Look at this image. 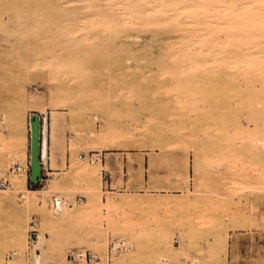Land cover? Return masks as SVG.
Here are the masks:
<instances>
[{"label":"rangeland","instance_id":"obj_1","mask_svg":"<svg viewBox=\"0 0 264 264\" xmlns=\"http://www.w3.org/2000/svg\"><path fill=\"white\" fill-rule=\"evenodd\" d=\"M33 109L48 148L27 203ZM5 173L0 264H264V0H0Z\"/></svg>","mask_w":264,"mask_h":264},{"label":"built area","instance_id":"obj_2","mask_svg":"<svg viewBox=\"0 0 264 264\" xmlns=\"http://www.w3.org/2000/svg\"><path fill=\"white\" fill-rule=\"evenodd\" d=\"M40 118H41V126H40V130H41V135H42V139L44 142V136H45V121L47 120V114L43 113V112H39ZM95 118L97 119L98 117L95 116ZM82 156V155H81ZM45 158L43 155V152H40V159L42 162V167L43 170L45 169ZM90 158L98 160L99 158H102V154L95 150L92 153H90ZM12 170L16 171V172H22L23 170H25L27 173L29 172V164H27L26 166H24L23 164L19 163V162H15L12 166ZM104 172L102 173V178H105L106 182H108V180H110V183H112V179H111V175L110 172L107 169L103 170ZM44 176V175H43ZM43 179V178H42ZM12 181L9 177V175L7 173L0 175V188L3 187H7L9 185H11ZM33 182H30V186H33ZM84 200V196L83 195H76L74 198L72 197H66L60 194H54L52 196L51 199V204L56 208H61L64 206H70L76 203H81ZM126 241L122 240V239H116L112 246L111 249L109 250V254H108V260H110L113 255H118L120 253V251L124 248H126ZM88 252L85 253V255L87 254V256L89 255L90 260H94L97 259L98 256L97 254L93 253L91 250H87Z\"/></svg>","mask_w":264,"mask_h":264},{"label":"bare ground","instance_id":"obj_3","mask_svg":"<svg viewBox=\"0 0 264 264\" xmlns=\"http://www.w3.org/2000/svg\"><path fill=\"white\" fill-rule=\"evenodd\" d=\"M44 109V108H43ZM44 125H45V136H44V142H43V139H42V135H41V130H40V152L42 153L43 152V155H44V157H46L47 156V148H46V145H47V135H48V123H47V120L45 121V123H44ZM30 126H31V124H30ZM40 126H41V122H40ZM93 135H95V134H93ZM98 137H99V135H97ZM101 139V138H100ZM98 141H100V140H98ZM181 163H182V167H183V164H184V171H185V174L186 175H188V173H189V163H188V159H185L184 160V163H183V161H181ZM27 164H29V171H30V161H29V163H27ZM177 168V167H176ZM173 172L175 171V166H173ZM22 172H24V173H22V175H21V177L20 178H18V180H17V184H16V186H15V190L17 191L18 189L20 190H23V191H26L27 193H28V195H25L24 197H25V201L27 202V203H31V202H33V201H35V197H34V195L36 196V194H33L32 195V193L31 192H35V191H37V190H29V189H26L25 188V183H26V176H27V172L25 171V170H23ZM11 185H12V183H11ZM186 187H188V184H186ZM2 191V190H1ZM38 197H39V195H37ZM39 198H41V197H39ZM63 208L64 207H61V208H58V209H56L58 212L59 211H63ZM18 233H19V226H18V223H16V224H14L13 225V229L9 232V235H12L13 236V238H15L14 236L15 235H18ZM14 240V239H13ZM43 241L44 240V237L41 235V236H39L38 237V239H37V243H36V249H39L40 247H38V241ZM40 254L41 253H38V252H36L35 253V263L36 264H41V256H40ZM78 257H84V259L86 258L85 257V252L84 253H79L77 256H76V259L78 258ZM32 263H34V262H32ZM11 264H16V261H12L11 262Z\"/></svg>","mask_w":264,"mask_h":264},{"label":"water","instance_id":"obj_4","mask_svg":"<svg viewBox=\"0 0 264 264\" xmlns=\"http://www.w3.org/2000/svg\"><path fill=\"white\" fill-rule=\"evenodd\" d=\"M40 115L30 116V171L31 182L38 184L43 178V167L40 159Z\"/></svg>","mask_w":264,"mask_h":264},{"label":"crops","instance_id":"obj_5","mask_svg":"<svg viewBox=\"0 0 264 264\" xmlns=\"http://www.w3.org/2000/svg\"><path fill=\"white\" fill-rule=\"evenodd\" d=\"M39 112H40L39 110H36V109L34 110L33 109L32 111H30V112L27 113L26 119H30V116L31 115H33L34 113H39ZM46 148H48V135H47V145H46ZM117 159H119L118 156H116V154H114V155H111L110 156L109 160L107 159V157L106 158L103 157L102 158V162H103V164L109 163L110 167L113 170H115L116 172H118L119 171V167H118L117 162H116ZM138 160H140L143 163L144 168H145V171L143 172V179L145 181V184L146 183L147 184L148 183H151L152 185H155L156 183H154V181L157 180V178L160 177V175H162L160 171H157L156 169H154V167H151V163L154 162L155 159L153 158L152 161H151V159L148 156H144L143 159L142 158H139ZM123 161H124V164H125L126 163L125 162V158H123ZM45 174L46 173H45V169H44L43 170V175L44 176H43V179L41 180V182L45 179ZM30 182H31L30 177L27 174V176H26V186H29L30 185ZM157 191L158 190L155 189V188H152L151 189V192H157Z\"/></svg>","mask_w":264,"mask_h":264}]
</instances>
